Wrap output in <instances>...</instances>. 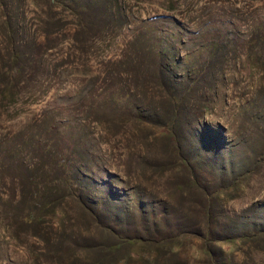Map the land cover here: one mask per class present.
<instances>
[{
	"label": "rangeland",
	"instance_id": "rangeland-1",
	"mask_svg": "<svg viewBox=\"0 0 264 264\" xmlns=\"http://www.w3.org/2000/svg\"><path fill=\"white\" fill-rule=\"evenodd\" d=\"M9 2L12 27L0 25V264H264V0ZM56 151L75 153L82 198L67 194L50 162ZM29 175L66 195L26 225L17 217L35 199L23 185ZM192 175L220 195L209 211L220 225H207L198 203L208 197ZM107 224L152 241L191 234L172 254L163 244L101 254L97 246L113 240ZM242 224L243 240L199 250L206 240L193 232Z\"/></svg>",
	"mask_w": 264,
	"mask_h": 264
},
{
	"label": "trees",
	"instance_id": "trees-1",
	"mask_svg": "<svg viewBox=\"0 0 264 264\" xmlns=\"http://www.w3.org/2000/svg\"><path fill=\"white\" fill-rule=\"evenodd\" d=\"M48 2L50 4L59 3L63 5H68L67 0H48ZM8 3H10L9 0H0V25L1 27L3 26L6 27L7 30L12 27V24L10 23V21L12 20V15L10 13L7 14L6 12V6H8ZM259 37H260V41L264 42V19L261 20V24L259 28ZM22 46H23L22 44L17 45L15 51H12V52L10 51L11 54L9 55L10 56L9 61L6 66L8 68V71H5L6 75H9L14 64L18 63L16 61L20 58V54L23 53V51L21 50ZM161 50L165 51L166 48L162 47ZM158 64L160 65L159 67H161V69L162 67H164V64H161L160 61H158ZM65 156L66 154L64 153V151H56L54 155L52 154V159L50 162L53 166H56V168H58L60 176L66 185L67 194H71L73 196L75 195L76 198H82V194L79 193V190L77 189L79 187V182L77 178L74 176L75 171L81 172V168L76 167L75 165V160H74L75 153L69 152L67 156L66 157ZM182 161H183L184 167L187 166V169L190 168L191 165L189 164L186 157H182ZM28 177H29L28 180H26L23 185L30 192L29 193L30 198H35V199L30 202V205L28 207L26 206L24 210L20 211L17 217L20 222L26 225H30L33 223L36 224L37 222H39L42 218V215H39V213L43 211L42 209L45 206L54 205L55 207L56 205L55 203L57 200H54L52 198H56V199L65 198V195H66V194H58L55 192H51L49 191V188L43 191L41 189V184L40 182H38V178L35 175H29ZM190 181L196 184V187L199 191H204L208 197L206 202L204 203L198 201L199 202L198 206L201 208V211L206 216L205 220L207 221V225H209V227L213 225L215 226L220 225L219 218L217 216L211 217L210 212H209L211 207L212 206L214 207L215 204L220 200V198H218L220 195L214 198V194L216 195V193L207 189L204 179H202V177L200 176L199 178L193 177V179ZM36 198H40L39 201L38 200L36 201ZM87 209L89 211V214L93 216L94 215L93 211L89 207H87ZM246 227L247 225L242 224L240 228L239 227L238 228L229 227L223 230L213 231L212 233L207 232V234L205 233L201 234V232H198V231L193 232V233L196 236L201 237L206 240V244H204L202 247H199V250L212 255L214 253V250H210L208 248V244H207L208 242L211 244L220 243L222 241L235 243L237 241L243 240L244 238L247 237V235H249V232H248L249 230H247ZM105 228L108 234L113 237V240L105 244L97 246L101 254L103 253L110 254L122 246H127L130 249V247L140 248V247H145L147 245L150 246L152 244L154 245L163 244L161 253L172 254V253H176L179 249H181L182 247L186 245L185 237H189L191 234V231H187L185 229V230L179 231L178 233H174L171 235H165L164 237L158 236L157 239L155 237V239L152 241L150 240V238L146 239L142 237V235L124 236L123 235L124 232L118 231L111 224H107ZM145 230L146 229H144V231ZM146 233H148V230ZM191 246L196 247L195 244H191ZM196 248L198 249V247ZM225 252L226 250H222L221 253L224 255Z\"/></svg>",
	"mask_w": 264,
	"mask_h": 264
}]
</instances>
